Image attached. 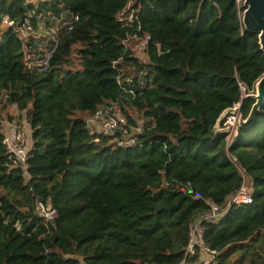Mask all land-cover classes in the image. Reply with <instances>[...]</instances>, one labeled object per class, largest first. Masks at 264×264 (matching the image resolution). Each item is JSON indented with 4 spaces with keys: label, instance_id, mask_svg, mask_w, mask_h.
Here are the masks:
<instances>
[{
    "label": "trees",
    "instance_id": "16d2710c",
    "mask_svg": "<svg viewBox=\"0 0 264 264\" xmlns=\"http://www.w3.org/2000/svg\"><path fill=\"white\" fill-rule=\"evenodd\" d=\"M242 11V0H0V105L24 113L31 142L23 168L0 124V264H196L192 223L243 181L251 203L203 219L202 243L214 264H264V100L238 135L212 133L226 109L248 116L264 76ZM40 29L53 35L45 66ZM145 36L143 63L127 42ZM113 106L144 122L129 144L85 128Z\"/></svg>",
    "mask_w": 264,
    "mask_h": 264
},
{
    "label": "built area",
    "instance_id": "2783aa9c",
    "mask_svg": "<svg viewBox=\"0 0 264 264\" xmlns=\"http://www.w3.org/2000/svg\"><path fill=\"white\" fill-rule=\"evenodd\" d=\"M126 11L121 12L118 14L117 18L120 19L122 22L125 20L124 15ZM129 16V15H128ZM128 18V17H127ZM132 14L130 15V18H128V21H131ZM149 37L145 36V38L141 39L140 45L143 48V50L146 47V43L148 41ZM239 104L234 107L236 110L235 114L233 116L226 117L223 121L221 127L222 128H228L229 134L226 137L228 140L230 137V133L232 130L237 126V120H238V110ZM137 125L134 127H131L128 125V121L125 118L124 115L121 113H118L115 110V107H100L96 110V112L93 114V116L87 118L85 120V128L89 132V134L95 135L94 142H98L99 137H106V136H112V135H119L121 140L124 144H129L132 142L131 137L134 134H139L142 131V126ZM131 134V135H130ZM130 135V136H129ZM125 136H129L130 138L128 143H125ZM127 138V139H128ZM3 145L5 146L6 153L13 159L15 163L20 165L21 167L25 168V160L27 158L28 153V147L24 143L23 135L17 131L12 130L11 134L6 135L4 133ZM242 177H244V174L242 173ZM251 203V185H247L245 181H243L241 187L231 196L228 203L226 204L224 209H220L218 206H215L213 204H210V215L197 218L191 225L190 231H189V240L188 245L185 249V257L193 256L195 254V249L197 248L200 251V257L198 261H201V264H214V252L203 246L202 243V234L203 229L201 227V222L203 219H206L208 217L210 218H217L222 213H224L228 207L232 205H241V204H250ZM36 211L38 214L43 217L44 221H52L56 211L51 208L50 206H45L43 203L38 202L36 204ZM203 256L208 257V261H205V258ZM181 264H186V262L183 260Z\"/></svg>",
    "mask_w": 264,
    "mask_h": 264
},
{
    "label": "water",
    "instance_id": "95a60500",
    "mask_svg": "<svg viewBox=\"0 0 264 264\" xmlns=\"http://www.w3.org/2000/svg\"><path fill=\"white\" fill-rule=\"evenodd\" d=\"M242 14L241 23L246 31L257 34L258 45L260 51L264 56V0H242ZM255 103L252 105L248 116L243 119L242 116L238 117L237 126L234 129V135H238V129L248 125L255 117L258 107L262 104L264 100V76L261 77L254 86V94L250 95ZM236 110L234 108H229L224 110L219 118L217 119L212 133L217 134H227L228 128H222L221 125L226 117L233 116Z\"/></svg>",
    "mask_w": 264,
    "mask_h": 264
},
{
    "label": "rangeland",
    "instance_id": "374dc122",
    "mask_svg": "<svg viewBox=\"0 0 264 264\" xmlns=\"http://www.w3.org/2000/svg\"><path fill=\"white\" fill-rule=\"evenodd\" d=\"M128 18H130L131 14H128ZM42 31L41 37L44 38V42L42 45H40V50L45 52V55L43 56V58L41 59V61L39 62V64L45 66L46 65V60L48 59L50 52L52 51L51 49H44V46H47L46 43H48V40H52V33L50 32H44L43 29H40ZM27 32V33H26ZM34 35L30 29L27 28V30H23L22 31V35L26 36V35ZM35 38H37L38 36H33ZM140 39H132L129 40L127 42V46L132 50L134 56L141 62H145V55H144V50L140 45ZM38 56V55H37ZM32 58V56H30ZM139 76H142V74H138ZM115 110L119 112V109L115 108ZM129 114L131 115L132 118L135 119L136 123H138V125H142L144 122L142 120V118L140 117V114L137 113L135 110L132 109H128ZM0 124H1V129L3 130V132L6 135L11 134L12 130H17L19 131L24 138V145L26 144L27 147L29 148L31 145L30 142V129L29 126L26 122L25 116L23 112H18L17 109L14 106H6V105H0ZM234 130V129H233ZM229 132V130H228ZM131 135V134H130ZM129 135V136H130ZM129 136H125V143H128L130 138H128ZM128 138V139H127ZM203 258H205V261H208V257L203 256ZM201 261H198L196 264H201ZM187 264V263H186Z\"/></svg>",
    "mask_w": 264,
    "mask_h": 264
}]
</instances>
